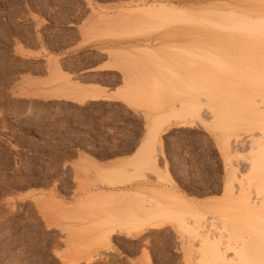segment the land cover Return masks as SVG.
Segmentation results:
<instances>
[{
  "label": "rangeland",
  "instance_id": "1",
  "mask_svg": "<svg viewBox=\"0 0 264 264\" xmlns=\"http://www.w3.org/2000/svg\"><path fill=\"white\" fill-rule=\"evenodd\" d=\"M167 1L192 9L190 13L195 11L194 17L190 13L183 17L192 22L132 19V9L144 2ZM236 1L0 0V264H211L209 246L200 244L209 233L212 243L222 237L215 244H221L223 251L235 252L247 233L234 242L231 236L237 230L225 229L223 219L228 169L217 142L222 131L215 128L213 108L223 110L226 106L224 83L216 90L218 99L211 101L210 89L202 88L197 76L186 70H195L197 63L205 62L194 54L211 60V52L218 54L226 46L218 41L224 47L217 44L219 49L212 48L219 37L213 35H223L225 29L213 30L194 22L203 19L204 11L212 6L229 3V8L241 7L251 2ZM219 6L220 10L223 6ZM150 36L160 41L149 51L142 48L145 44L135 47L136 41ZM119 50L124 52L117 53ZM128 73L141 89L132 96L133 102L119 97L81 103L54 95L72 78L80 83L84 80L85 85H100L104 94L118 96L127 87ZM203 82L207 85L210 79ZM136 97L146 99L144 105L137 103ZM174 110L189 114L166 115ZM153 118L162 123L157 141L163 145L157 142L153 151L159 152L161 168L139 166L141 158L150 153L140 148L157 122ZM244 154L246 157L249 152ZM87 159L111 169L124 163L120 166L126 172L122 178L128 181L118 185L122 188L148 186L147 181L162 186L174 179L179 191L202 206L199 212L186 210L180 221L173 217L147 235L117 233L110 240L100 239L105 229L102 214L116 203L86 202V191L97 184L114 186L88 170L95 169ZM165 161L170 163L173 179L165 171ZM243 168L240 165L237 171L244 173Z\"/></svg>",
  "mask_w": 264,
  "mask_h": 264
},
{
  "label": "bare ground",
  "instance_id": "2",
  "mask_svg": "<svg viewBox=\"0 0 264 264\" xmlns=\"http://www.w3.org/2000/svg\"><path fill=\"white\" fill-rule=\"evenodd\" d=\"M237 1L240 2L241 0L240 1L237 0ZM245 1L246 0H244V2ZM247 1L248 2L251 1L250 3H248V6L239 7L237 5L238 6L237 7L231 4V6H233V7L230 6L231 8L227 7V5L230 4L226 3L225 7H227L228 10L223 9L224 7L223 5L225 3L219 4L223 6V7L221 6L222 8H220L221 11L217 9L218 7H220L219 5H217L218 7L215 5L216 8L215 6H212L210 7V9L212 8L211 10L213 11L208 10V8L206 11H204L203 19H200L198 22L193 21L194 23H197L196 25H202L211 29L216 28L217 30L220 29V31L221 28L225 29L224 30L225 32L223 30L222 31L224 32V34H226L227 32V36H224V34L213 35L215 37L219 36L216 37L219 40L218 39L216 40L217 43L214 40L216 46L214 44L212 45V48L213 50H217L219 49L220 46L222 47L223 43H221L222 44L221 45L219 44L220 42H225L226 46L225 48H222V50L225 49L224 51H222L221 49L218 50L219 52L222 53L218 52L217 54L216 51L211 52L210 54L212 55L210 56L212 58L211 60L206 56L205 59H203L201 53L194 54L193 57L200 56L199 60L201 61L205 60V62L203 61V63H201L200 61L202 65L204 63L206 64H204L203 68H201L202 67L200 66L201 64L197 63L196 65H198L201 68L198 69L199 67L195 66L196 67L195 70L197 71L192 70L190 67L186 70L187 74L189 75L195 74L197 76V78L199 79L198 83L199 85L202 86V88L206 87L210 89V93L213 94L211 101H215L218 99L217 96H216L217 98L214 97L216 94V90L218 89L219 86L223 85L224 83L223 85L224 86L223 89L225 90L224 102L226 106L223 108L221 107L223 110H221L220 107L218 109L217 108L218 106L215 109L213 108V110L216 112L215 128L222 131L221 134L222 136L220 137V139H218L219 137L217 138L219 140L217 142L220 143L219 146L221 145V149L223 150V152L222 151L221 152L222 154L224 153L225 156L224 160H226L225 167H227L228 169L227 172L228 175L225 180V193H224L226 196V202L224 203L225 205L223 204L222 207L223 211H225L223 219L224 221L226 220V222H224L225 229L231 230L232 228H234L232 229L234 230L233 232L237 230L235 234L229 232L230 233L229 235L233 234L231 237L235 239L234 242H237L236 237H240L244 233H247L244 234L240 246L233 253H228L226 251H223L220 247L221 244L219 245L215 244L223 239L221 235L220 237L222 239L221 238H220L221 240L218 239L219 241L215 240V242L213 241V243H212V238L209 235L210 233L207 234L205 237L203 236V238H201L200 244L201 247L204 248L209 246L208 254H210L213 257V259L210 261L211 264H264V0H247ZM182 7H179L177 6V4H174L173 2L170 3L168 1L160 2L159 4L158 3L156 4L155 2H152L151 4H149L148 2H144V6H141L139 8L137 7V9L134 10L132 9L130 13L132 14V19L136 17L138 18L137 20L141 19V21L152 20V19L154 20L165 19L171 21L172 20L178 21L182 19L184 21L185 19L183 17L187 16V14L192 11V9L182 8ZM217 10H219V12H217ZM214 11H216L217 13H213ZM205 12L207 13L211 12V13L206 15L207 13ZM222 12L223 14H220ZM194 13L195 11H193V13H190L189 15L193 14L194 17ZM214 15H218L219 17L218 16L215 17ZM186 20L184 22H189L188 20L191 21V19H187V18ZM209 26H214V27H209ZM220 37H222L223 41L222 39H220ZM159 41L160 40L158 37L150 36L144 38V40L139 39L138 41H136L137 44L135 45V47L140 48L142 47V45L145 44L146 46H143L142 48L146 47V49L148 48L149 51L150 50L149 48H153L154 44L158 43ZM217 44L220 46H218ZM213 46H215L216 48ZM111 52H115V51L110 50V53ZM119 52L120 50L117 51V53ZM212 53L217 55H213ZM213 56H215V58ZM207 60H210V62H206ZM208 64L209 66L211 65L209 70L206 69L208 68ZM204 66L206 67L204 68ZM126 73L127 72H125V74ZM209 73H212L213 75ZM208 74L212 76L213 79H211L210 76L206 77ZM130 76L131 73H128L127 87L118 96H113L114 94L113 95L104 94L102 92L103 90L100 85H90V84L85 85L82 84L84 80L83 81L81 80L80 83L78 81L73 80L72 78L66 81L63 86H60L58 89L56 88L58 93L57 91H55L56 93L54 95L63 96V98L65 99H73L81 103H86L87 101H91V100L96 101L102 99L104 101L110 99L115 100L118 99L119 97L123 98L126 101H129L132 99V96L139 94L138 91L140 89L139 88L140 85L138 84V82L133 81L134 79L132 80ZM202 78L210 79V82L207 85L206 83L203 84L204 79ZM88 83L91 82L88 81ZM201 86L199 87L201 88ZM153 87H154L153 90H155L157 85H154ZM46 92L48 93L49 91ZM53 93L54 92H52V94ZM52 94L50 93V95ZM220 94L221 96L224 97L223 93ZM208 98L209 97H207V99ZM134 99H136L138 101L137 103H140L141 105H144L142 104L143 103L142 101L144 100L145 102L146 100V99L142 100V98L140 97H136ZM190 103L193 104V101H190ZM183 104L185 105L186 103L182 102L181 105ZM193 108L195 109L196 107ZM193 111H196V109ZM207 113L208 112H206V114ZM186 114H189V111L185 113H183V111L182 112L180 111L179 113V111L174 110L166 115L187 116ZM190 116H194V113L193 115ZM152 121L153 122L157 121V122L150 127L149 138L146 141V143L143 144V148H140L143 151H150V153L146 155V157L141 158V162L139 163V166L149 167V168H154V167L161 168V166H159L160 165L159 164L160 160L158 157L159 152L155 153L153 151L156 150V146H157L156 144L158 142L157 140L159 139L161 133L160 126L162 125V123L159 124V120L157 118L156 119L153 118ZM245 133L248 134L246 135ZM243 134H245L246 136ZM159 142L158 143L162 146L163 145L162 141ZM161 150H163V147H161ZM244 152H249L248 156L245 157ZM235 156L237 157L236 159L238 161L237 164L234 162ZM87 160H89L88 162L92 164L93 168L95 169L93 170L91 168H88V170H92L94 172L96 171L97 172L96 175L103 182H106L111 186H114V187H103L102 185L97 184L92 187L90 185L92 188L90 187L89 190L86 191L87 193H89L88 199L87 197L85 198L86 202L95 203L97 201H100L102 203L105 201L106 202L113 201L114 203H116L115 205H117V206L114 205V207H112L113 209H111L110 211L108 210L111 207L106 208L108 209V210L105 209L107 212L102 214L103 216L101 218V222L102 225L105 227V229L102 230L101 232L102 237L100 239L104 238L106 240H110L111 237L117 233L122 234L126 237L147 235L146 233L149 234L153 229H160L164 227L165 224L169 222L170 219H173V217H175L174 220L177 219L180 221L181 220L180 218L186 215L183 213L186 210H190L188 211L190 213L191 211H198L199 208L202 206L201 204L202 202H200L199 200L197 201V199L186 195L184 191H179L177 189L176 181L173 179V177L171 178L172 172L170 171L169 168L170 163L168 164L167 161L164 162L166 166L165 171L169 179H173V181L172 180L170 182L167 181L168 184L162 186L158 184L148 183L147 181L146 185L148 186H144L141 184L142 186L138 187L137 184L136 186L131 185L128 186L127 188L125 187L122 188L119 187L118 185L122 184L125 180H127V178L126 179L122 178L123 173H126L123 172V168L120 167L122 164L117 166L115 165L114 166L115 168L111 169V166L103 165L97 162L96 160H91V159H87ZM240 165L244 167L243 168L245 171V172L243 171L244 173H239L237 171V169L240 168ZM118 167H120L121 169ZM125 169L127 168H124V170ZM179 184L181 183H178V186ZM39 197L43 198L41 196ZM53 199H55V197H53ZM80 202L82 201L80 200ZM132 203H134V205ZM82 204H78V205H82ZM95 205L97 204L95 203ZM73 206H75V204ZM79 207L80 206H78L77 209H79ZM214 208L217 209V211L220 210L218 207L216 208V206H214ZM102 210H104V207L102 208ZM179 214L182 216L177 217V215ZM206 224L208 225V223ZM206 224L204 227H206ZM203 229L207 230L205 228ZM203 229L202 231H204ZM176 231L180 232L178 230ZM88 233H92V232H88ZM198 233H200V231ZM179 234H183V233L181 232ZM140 239L143 240V238ZM229 245L230 244H228V246ZM187 250L184 251L187 252Z\"/></svg>",
  "mask_w": 264,
  "mask_h": 264
}]
</instances>
